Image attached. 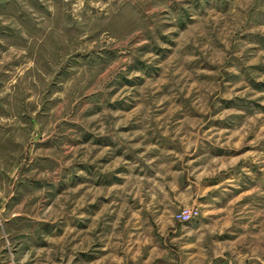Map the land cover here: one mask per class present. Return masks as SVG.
Returning <instances> with one entry per match:
<instances>
[{
	"label": "rangeland",
	"instance_id": "1",
	"mask_svg": "<svg viewBox=\"0 0 264 264\" xmlns=\"http://www.w3.org/2000/svg\"><path fill=\"white\" fill-rule=\"evenodd\" d=\"M0 264H264V0H0Z\"/></svg>",
	"mask_w": 264,
	"mask_h": 264
},
{
	"label": "built area",
	"instance_id": "2",
	"mask_svg": "<svg viewBox=\"0 0 264 264\" xmlns=\"http://www.w3.org/2000/svg\"><path fill=\"white\" fill-rule=\"evenodd\" d=\"M199 215V211L196 208H188L180 211L175 215V220L179 223L185 224L194 219Z\"/></svg>",
	"mask_w": 264,
	"mask_h": 264
}]
</instances>
